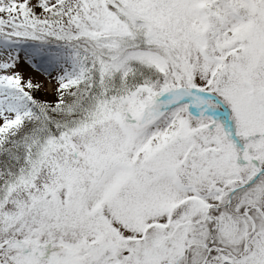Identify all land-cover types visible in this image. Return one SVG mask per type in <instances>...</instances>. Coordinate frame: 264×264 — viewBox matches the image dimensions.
Returning <instances> with one entry per match:
<instances>
[{
    "label": "snow or ice",
    "instance_id": "1",
    "mask_svg": "<svg viewBox=\"0 0 264 264\" xmlns=\"http://www.w3.org/2000/svg\"><path fill=\"white\" fill-rule=\"evenodd\" d=\"M0 264H264V0H0Z\"/></svg>",
    "mask_w": 264,
    "mask_h": 264
}]
</instances>
